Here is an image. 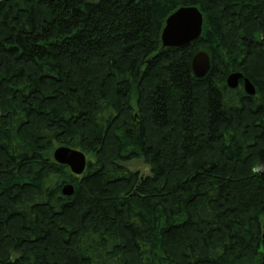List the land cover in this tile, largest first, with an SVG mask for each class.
<instances>
[{
  "label": "trees",
  "instance_id": "obj_1",
  "mask_svg": "<svg viewBox=\"0 0 264 264\" xmlns=\"http://www.w3.org/2000/svg\"><path fill=\"white\" fill-rule=\"evenodd\" d=\"M0 264H264V0H0Z\"/></svg>",
  "mask_w": 264,
  "mask_h": 264
},
{
  "label": "water",
  "instance_id": "obj_2",
  "mask_svg": "<svg viewBox=\"0 0 264 264\" xmlns=\"http://www.w3.org/2000/svg\"><path fill=\"white\" fill-rule=\"evenodd\" d=\"M203 18L198 8L194 6L181 7L172 13L165 21L161 32V44L163 48L181 49L197 41L202 33ZM210 69V60L205 52H198L191 62V70L195 78L202 79ZM242 84L244 92L253 96L254 87L248 79L240 73H232L227 77L226 84L229 89H236ZM53 160L67 167L73 176H81L87 167L86 156L77 150L68 147H58L53 152ZM72 185L62 187V195H73Z\"/></svg>",
  "mask_w": 264,
  "mask_h": 264
},
{
  "label": "rangeland",
  "instance_id": "obj_3",
  "mask_svg": "<svg viewBox=\"0 0 264 264\" xmlns=\"http://www.w3.org/2000/svg\"><path fill=\"white\" fill-rule=\"evenodd\" d=\"M93 158H94V156L89 157V159H93ZM86 160H87V158H86ZM122 165L129 172L136 174L138 176V178L142 179V178L148 177L150 175L149 167L140 158L127 161V162L123 163ZM78 177H81V176H78ZM70 185H72V184H70ZM72 187H73V185H72Z\"/></svg>",
  "mask_w": 264,
  "mask_h": 264
},
{
  "label": "flooded vegetation",
  "instance_id": "obj_4",
  "mask_svg": "<svg viewBox=\"0 0 264 264\" xmlns=\"http://www.w3.org/2000/svg\"><path fill=\"white\" fill-rule=\"evenodd\" d=\"M242 85V84H241Z\"/></svg>",
  "mask_w": 264,
  "mask_h": 264
}]
</instances>
